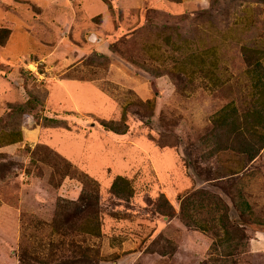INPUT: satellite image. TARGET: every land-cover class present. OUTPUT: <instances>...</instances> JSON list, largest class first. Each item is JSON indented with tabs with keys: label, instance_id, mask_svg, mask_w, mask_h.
Wrapping results in <instances>:
<instances>
[{
	"label": "rangeland",
	"instance_id": "374dc122",
	"mask_svg": "<svg viewBox=\"0 0 264 264\" xmlns=\"http://www.w3.org/2000/svg\"><path fill=\"white\" fill-rule=\"evenodd\" d=\"M242 47L264 2L0 0V264H264Z\"/></svg>",
	"mask_w": 264,
	"mask_h": 264
},
{
	"label": "trees",
	"instance_id": "16d2710c",
	"mask_svg": "<svg viewBox=\"0 0 264 264\" xmlns=\"http://www.w3.org/2000/svg\"><path fill=\"white\" fill-rule=\"evenodd\" d=\"M257 1L264 2V0ZM241 57L246 66V73L252 74V78L254 79L252 86L254 91L252 108L242 114L243 120L241 123L237 125L234 123L226 125L225 134L230 136L234 141L236 145L235 150L251 160L264 147V51L257 48L242 47ZM227 107H223L220 112H223ZM230 109L233 111V108ZM221 117L223 118L224 116ZM102 127L107 131L115 133V130L107 126V124H103ZM245 131L250 132L246 139L244 137ZM125 184L123 178H114L110 185L111 192L115 196L121 195V189L126 190ZM228 240L229 238L226 237L220 243H225Z\"/></svg>",
	"mask_w": 264,
	"mask_h": 264
},
{
	"label": "crops",
	"instance_id": "0c3cea01",
	"mask_svg": "<svg viewBox=\"0 0 264 264\" xmlns=\"http://www.w3.org/2000/svg\"><path fill=\"white\" fill-rule=\"evenodd\" d=\"M78 84H81V82H77ZM74 83V82H55L54 83V87L52 90H54L56 93H59V91L63 92V95H65V93L67 92H71L73 91L74 94L78 95V105H79V109L81 108L85 109L87 106V103H92L90 102L92 100V96L94 95L92 92H94V90H92L91 86L88 83H83L81 86H83V88H78V84ZM53 92V93H55ZM82 97H85L87 99V101H82ZM92 105V104H91ZM93 106V105H92ZM14 215V214H13ZM2 253H0L1 256ZM4 255H6L7 258V250H5Z\"/></svg>",
	"mask_w": 264,
	"mask_h": 264
},
{
	"label": "water",
	"instance_id": "95a60500",
	"mask_svg": "<svg viewBox=\"0 0 264 264\" xmlns=\"http://www.w3.org/2000/svg\"><path fill=\"white\" fill-rule=\"evenodd\" d=\"M90 40H92V39H90Z\"/></svg>",
	"mask_w": 264,
	"mask_h": 264
}]
</instances>
